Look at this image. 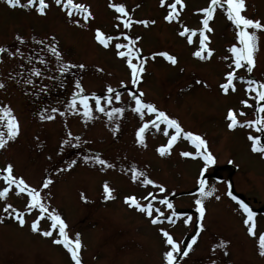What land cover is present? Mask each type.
<instances>
[{"label":"rangeland","instance_id":"obj_1","mask_svg":"<svg viewBox=\"0 0 264 264\" xmlns=\"http://www.w3.org/2000/svg\"><path fill=\"white\" fill-rule=\"evenodd\" d=\"M46 2L48 7L40 14L34 6H25L27 0L15 7L0 0V46L6 49L0 53V83L4 85L0 87V107L10 106L19 122L18 135L9 138L7 118L0 120L6 140L0 147V170L11 163L13 174L35 188L49 209L42 218L38 208L28 210L27 192L18 193L15 186L0 198V264H74L68 250L54 243L59 229L51 228V210L65 220L70 238L80 234L82 264H166L163 253L169 246L161 228L182 247L197 236L189 254H176L174 264H264L258 251V235L264 232V152L252 151L248 139L250 133L259 135L264 144V131H258L261 126L242 123L229 129L227 118L229 109L241 122L257 116L255 91H249L247 85L249 81L264 83V29L249 27L257 36L253 70L235 69V90L225 93L220 85L227 79L225 74L235 68L229 48L232 44L241 46L226 6L217 5L209 22L212 31L205 33L212 55L205 50L200 58L193 55L200 48L199 32H180L185 27H202L203 13L197 10L207 7L210 0H183V7L177 5L178 17L171 21L165 16L167 5L174 0H165L164 5L160 0H73L89 7L92 16L87 20L74 10L69 16L55 0ZM113 3L125 5L131 17L129 27L116 19L121 14L110 6ZM245 3L242 14L264 22V0ZM96 29L113 37L108 46L96 40ZM188 35H192L191 43ZM17 36L23 37V42ZM128 37L139 50L140 59L134 52L133 62L144 67L137 84L132 83L125 58L116 54L115 45L128 44ZM50 42L59 51V60L49 50ZM16 49L21 54L13 55ZM162 52L175 56L176 63L160 55ZM60 63L69 65L63 73L58 71ZM33 68H39L41 75L35 76ZM77 80L82 93L76 87ZM108 86L119 92V101L115 93L107 92ZM74 92L89 98L91 118L84 117L78 98L77 110L69 107ZM129 92H142L144 101L175 118L185 132L200 135L214 163L205 167L203 156L195 154L196 145L183 134L161 155L157 149L167 144L175 131L169 128L166 134L163 122L159 129L150 125L144 143H137L141 123L155 117L146 110L143 117L136 113ZM93 93L101 97L104 112L96 109ZM109 96L111 103L106 99ZM244 100L249 104H243ZM114 107L124 111L109 117L107 113ZM185 151L193 156H183ZM85 156L91 159L85 160ZM96 156L107 164L98 163ZM72 161L76 163L69 168ZM133 168L144 175L133 180ZM2 174L0 188L6 186ZM199 178L205 179L206 187L215 188L213 195L200 196ZM45 179L51 180L47 187ZM145 179L156 183L145 184ZM105 182L112 189L108 199ZM229 190L256 213L257 237L247 232L245 214L228 196ZM127 196H135L141 204H153L154 216L155 209L164 215L153 224L146 213L125 201ZM165 196L173 209L160 203ZM197 198L203 200L205 208L202 220L195 205ZM8 204L13 207L6 211ZM17 211L23 214V225L15 219ZM173 211L179 216L169 222L166 217ZM36 219L38 230L33 231L31 222ZM45 230L53 235L44 236Z\"/></svg>","mask_w":264,"mask_h":264},{"label":"snow or ice","instance_id":"obj_2","mask_svg":"<svg viewBox=\"0 0 264 264\" xmlns=\"http://www.w3.org/2000/svg\"><path fill=\"white\" fill-rule=\"evenodd\" d=\"M7 4L15 7L20 5L21 0H6ZM55 3L57 5L63 4L65 9L68 10V15L71 16L73 10H76L79 12L85 20H87L89 17L92 16V13L84 4L81 3H74L73 0H55ZM161 5L165 4V0H160ZM177 5H180L183 7V0H174L173 3L168 4V14L165 16V19L168 21L173 20L174 17H178L179 12L177 9ZM217 5H220L221 7L226 6V15L229 21H231L233 24L236 25L238 31L236 34V38L239 40V43L241 46H237L236 44H232L229 48V51L232 53L233 61L232 63L235 65V68L231 71H228L226 75V81L225 83L221 84L220 87L223 92L227 93L230 89L235 90V84L233 83L234 79L237 76L236 70L241 67H247V70L251 72L253 70L255 59H254V53L256 51V40L257 36L256 33L253 31H249V27L254 29H264V22H261L257 19L248 18L245 15L242 14V11L246 7L245 0H210V3L207 7L200 8L197 11L200 13H203L202 16V27L199 29H189L188 27L183 28V30L180 32V35H185V33L191 32L193 35L199 32L200 36V48L193 53L196 57L203 58V53L205 50L207 51V55L210 57L212 55V50L208 48V45L206 41L209 39V37L205 34L206 31L210 32L212 31L210 27V20L213 18L214 11L217 7ZM25 6L28 7H35V10L40 13L44 14L45 10L48 7V4L46 0H27V3ZM112 8L115 9L117 13H120L121 15H118L116 17L117 20H122L124 27H129L131 24V17L129 16L128 10L126 9L125 5L122 3H113L110 5ZM79 23V21H76ZM140 23H147L146 21H139ZM119 27V25H117ZM120 35H126L125 33L121 32ZM96 40L99 41L100 44L104 46H108L109 42L113 39L111 36H106L100 29H96ZM17 39L23 42L24 38L21 36H17ZM54 39V38H53ZM136 39H139L137 37ZM189 43L192 41V35H188L187 37ZM40 44H43L44 41H39ZM117 49V56L121 58H125L126 63L128 67L131 70V80L133 84H137L138 80L140 79V73L144 71V67L141 63H134L133 62V53L136 52L137 56L136 59L139 60L140 57L138 55L139 50L134 48V40L131 37H128V44H120L117 43L115 45ZM49 50L55 54V56L60 58V53L57 50L56 47L52 46L51 42L48 45ZM127 49V51L123 50ZM6 49L3 46H0V53L5 52ZM21 54L20 49H16L13 55ZM160 55L164 56L167 60L172 62L173 64L176 63V57L169 54L168 52H162ZM42 62L43 57H38ZM68 64L60 63V66L58 68V71L63 73L67 70ZM23 67V65H21ZM80 67H83V65H80ZM31 71L35 74V76H40L41 71L39 68H33ZM243 79V77H241ZM27 83L31 84L32 80L29 79ZM0 87H4L3 83H0ZM76 87L80 90V92H83L81 83L79 80L76 81ZM248 90L249 91H255L257 104L255 107V110L257 112V116L255 119L246 120V121H239L232 109L228 110L227 118L229 120L228 128L232 129L237 126V124H244L249 127H258V131H264V115H261L264 113V103H259L260 101H264V83H260L258 81H249L248 82ZM108 93H115V100L119 101L121 99V96L119 92H117L115 89H113L111 86L107 87ZM95 96V107L98 111L104 112L105 108L101 105V97L96 96L95 93L92 94ZM129 95L135 102V108L134 111L138 114H140L141 117L144 116L145 110L149 113L154 114V119H150L147 121H143L141 123V126L136 131V137H137V143L143 144L144 143V133L149 128V126H154L157 129L160 128L161 122L165 124L167 127L164 129L165 133L167 134L168 129H174V133L171 134L170 138L167 141V144L161 145L157 150L161 155H164L165 153L169 152L171 150L172 144L177 140L178 136L180 134H183L184 136L190 138L192 142L196 145L197 152L196 155L203 156V159L205 161V167L208 165L214 163V157L213 155L206 150V141L198 134H194L192 132H185L180 123L175 119L170 117L165 111L159 109L156 105H154L151 102H146L142 99L143 93L141 92L139 95L129 92ZM77 98L79 99L80 105H82V110L84 117L91 118V106L89 104V98L84 95H79L78 93H73V99L71 103L69 104V107L76 111V102ZM108 103L112 102V98L106 97ZM243 104L248 105L249 101L244 100L242 101ZM51 111L56 112L57 109H52ZM124 109L119 107L111 108L108 111V116L112 117L113 114L116 113H123ZM7 118V136L9 138H14L19 133V122L16 118V116L13 113V110L10 106H3L0 107V120H4ZM44 119H51V116H42ZM69 136H71V133H68ZM5 133L0 131V147H4L6 144L5 140ZM78 139V138H77ZM248 139L251 141V149L254 152H264V144L261 143V137L259 135H253L249 134ZM64 143H68V141H64ZM204 148L205 150L203 152L200 151V149ZM185 157L193 156L192 152L185 151L182 153ZM85 160L91 159V157L85 156ZM95 160L100 163L101 165H106L107 162L103 159H101L99 156L95 157ZM76 163V161H72L68 167H72V164ZM4 173L3 180L6 184L3 188H0V198H4L9 194L10 189H12L13 186H15V190L18 193H24L27 192L28 200H27V208L28 210H31L33 208L39 209V217L42 218L46 214L49 213V209L45 206V204L41 200L40 193L33 187L29 186L23 177H17L13 174V165L11 163L7 164L4 169L0 170ZM144 173L139 172L137 169H132V179L136 180L138 176H143ZM51 183L50 179H45L43 181V185L47 187L48 184ZM145 184H155L156 182L151 179H145ZM199 188L197 191L200 193L201 197H207L213 195L215 188L206 187V181L204 178L198 179ZM159 190L161 192H164V186L158 185ZM104 193H105V199H108L111 195L112 189L108 185L107 182L103 185ZM228 196H230L233 200L237 201L239 208L243 210L245 214V218L243 220V223L247 225V232L249 235L253 237H257V233L255 231L256 224H255V215L256 213L252 210V208L245 203L243 200H240L238 197L234 196L232 191H228ZM152 194L149 193V196ZM86 198V197H85ZM219 198V197H217ZM125 201L129 203L130 205L136 207L141 212L146 213L149 218L151 219V222L153 224H156L159 222L161 216L164 214L160 212L159 209H155L156 215H153V204L151 203H144L141 204L137 201L135 196H127L125 197ZM161 204L166 205L168 209H173L174 205L172 202L168 199L167 196H165L161 201ZM195 205L197 206V211L200 214V219H203L205 208L203 204V200L201 198H197L195 200ZM13 206L11 204H8L6 206V211L8 209H11ZM179 213L173 211L171 215H167L166 219L169 222L173 221V217H178ZM15 219L23 225L25 223V219L23 217V214L17 211L15 214ZM49 219L51 220V228L52 229H59V237L54 241V243L62 244L70 253L71 259L74 261V264H82L81 256H80V249L82 247V241L80 239V234L76 233L74 238H70L67 232V224L65 220L61 217L59 213H57L55 210H51V214L49 215ZM191 218L185 219V223H188ZM200 227H203V224L200 225ZM31 228L33 231L38 230V219L33 220L31 222ZM160 232L162 233L166 244L169 246V249L163 253V258L166 264H174V262L177 260L178 253H183L184 256H187L189 254V251L192 249L193 245L197 241V236L193 235L190 239V241L187 243L186 247H182L181 244L174 239L173 235L170 234V232L164 228L160 229ZM43 235L46 237H50L53 235V232L50 230L43 231ZM227 242H222V244H225ZM258 251L259 254L264 256V232H260L258 235ZM211 264H217L216 261H211Z\"/></svg>","mask_w":264,"mask_h":264},{"label":"bare ground","instance_id":"obj_3","mask_svg":"<svg viewBox=\"0 0 264 264\" xmlns=\"http://www.w3.org/2000/svg\"><path fill=\"white\" fill-rule=\"evenodd\" d=\"M65 8V7H64ZM74 11H76V10H74ZM74 14H77V11L76 12H74Z\"/></svg>","mask_w":264,"mask_h":264},{"label":"flooded vegetation","instance_id":"obj_4","mask_svg":"<svg viewBox=\"0 0 264 264\" xmlns=\"http://www.w3.org/2000/svg\"><path fill=\"white\" fill-rule=\"evenodd\" d=\"M0 175H1V173H0Z\"/></svg>","mask_w":264,"mask_h":264}]
</instances>
